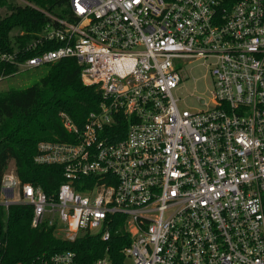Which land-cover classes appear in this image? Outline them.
Listing matches in <instances>:
<instances>
[{
  "label": "built area",
  "instance_id": "built-area-1",
  "mask_svg": "<svg viewBox=\"0 0 264 264\" xmlns=\"http://www.w3.org/2000/svg\"><path fill=\"white\" fill-rule=\"evenodd\" d=\"M62 1L31 45H0V65L75 58L104 100L81 129L62 114L75 141L39 144L35 162L63 169L55 195L8 170L0 205L71 242L123 227L121 254L90 264H264V0ZM195 62L213 88L181 110ZM32 264L86 263L66 250Z\"/></svg>",
  "mask_w": 264,
  "mask_h": 264
},
{
  "label": "trees",
  "instance_id": "trees-1",
  "mask_svg": "<svg viewBox=\"0 0 264 264\" xmlns=\"http://www.w3.org/2000/svg\"><path fill=\"white\" fill-rule=\"evenodd\" d=\"M21 1L25 4L0 0V45L8 50L31 45L50 22L45 13L59 14L63 5L62 0ZM58 47L52 43L47 49ZM41 51L36 47L23 56L32 58ZM18 72L14 65H0V81ZM103 97L97 85L84 83L82 67L75 58L47 65L46 74L33 86L1 91L0 188L13 163L22 184L30 183L49 196L55 195L66 181L63 169L37 164L38 146L45 141H75L63 124L62 114L81 129L89 114L100 108ZM32 219L33 209L28 205H12L8 210L0 205V264H32L66 250L76 252L83 263L90 264L106 256L107 248L111 257L119 256L129 242L123 227L109 241L88 234L71 242L56 236L53 227H33Z\"/></svg>",
  "mask_w": 264,
  "mask_h": 264
},
{
  "label": "rangeland",
  "instance_id": "rangeland-1",
  "mask_svg": "<svg viewBox=\"0 0 264 264\" xmlns=\"http://www.w3.org/2000/svg\"><path fill=\"white\" fill-rule=\"evenodd\" d=\"M17 5H24L21 0H13ZM47 65L27 70H20L17 74L7 77L0 81V92L9 90H20L33 86L40 81L46 74ZM189 77L181 88L175 92V96L180 98L179 107L181 110L205 109L198 104L195 96L209 95L213 88V80L207 70L201 65V62H195L190 65L188 71ZM193 94V96H192ZM9 170H14V164L11 163ZM129 262V261H128Z\"/></svg>",
  "mask_w": 264,
  "mask_h": 264
}]
</instances>
